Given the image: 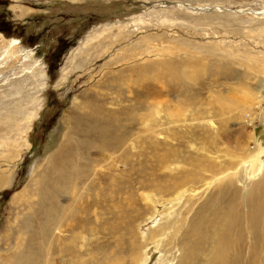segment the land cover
Instances as JSON below:
<instances>
[{
	"label": "rangeland",
	"instance_id": "obj_1",
	"mask_svg": "<svg viewBox=\"0 0 264 264\" xmlns=\"http://www.w3.org/2000/svg\"><path fill=\"white\" fill-rule=\"evenodd\" d=\"M0 1V264H177L166 241L200 219L230 158L245 149L264 179V0L181 2L169 13L141 0ZM10 5H47L56 18L25 23ZM156 17L193 27L133 35L134 19ZM91 24L100 27L80 35ZM178 180L190 182L174 191ZM241 186L219 191L238 202ZM162 226L167 236L152 240ZM257 244L255 256L229 261L264 264Z\"/></svg>",
	"mask_w": 264,
	"mask_h": 264
},
{
	"label": "bare ground",
	"instance_id": "obj_2",
	"mask_svg": "<svg viewBox=\"0 0 264 264\" xmlns=\"http://www.w3.org/2000/svg\"><path fill=\"white\" fill-rule=\"evenodd\" d=\"M15 45H17V42L14 39L8 41V47H14ZM241 151L243 152L242 157H238L236 159L230 158L228 160L229 165L231 163L232 167L230 171L221 167L222 172L215 176L213 180L210 179L211 181L208 182L207 187L214 183L219 186L217 188V194L212 197L213 199H210L211 203L208 202L207 204L209 205L206 204L203 206L204 208L201 207L203 209L201 210L200 219L196 222H192V224H190V226L184 229L180 234L173 232L167 239L166 244L178 245L180 254L177 264H239L240 262H231L229 260L237 256L236 259L240 261V259H242V257H239L242 254H240V251L244 249H248L249 254L253 256L255 254V250L257 249V243H259V245H264V179L262 176L261 178H258L259 173L263 170L261 167L262 164L259 166L261 160L259 162L257 161V163V157L252 156V154H246L247 152L245 153V149H241ZM262 163H264V160ZM228 169H230V167ZM225 170H227V172ZM59 172H62V174H68L63 170L61 171V169H59ZM3 176H0V182L5 181L3 185H6L8 179ZM257 180L260 182H257ZM253 181L256 182L252 185ZM187 182L190 181H174V191H182L181 187ZM247 182H249V184H247ZM223 183L226 184V187H230L234 194L235 191L233 190L236 188L237 183L242 184V188L240 189L243 191L242 195L236 196V198H239L238 202H234L230 195L219 191V188ZM61 187L62 186L60 185L59 189L55 192V198H63V191ZM194 204L195 203L192 205ZM210 207L212 208L210 209ZM191 209L192 207H189L187 211ZM205 211H207L208 214L210 213V215L207 216L209 218L211 217V219H207V216H204ZM152 213L155 214L156 211H152ZM184 221H186V217L182 218V223H184ZM164 229L165 227L162 226L155 231H151L149 234L150 238L153 240L156 237H160L156 239L160 240L159 242H162L164 237L167 236ZM260 259L258 261H260ZM141 261H145L144 257H142ZM245 264L254 263L247 261Z\"/></svg>",
	"mask_w": 264,
	"mask_h": 264
},
{
	"label": "crops",
	"instance_id": "obj_3",
	"mask_svg": "<svg viewBox=\"0 0 264 264\" xmlns=\"http://www.w3.org/2000/svg\"><path fill=\"white\" fill-rule=\"evenodd\" d=\"M42 1H47V0H42ZM49 1L54 2V5L57 3L56 5H59L61 7H63V5L68 6V7H77L80 4H87V2H90V0H49ZM210 1L211 0H200V1H194V0H141L140 2L141 3H147V4L148 3H162V4H166L167 3V4L171 5V6L166 7V8L163 6L164 8H162V10H164L165 12L169 13L172 8H175L176 4H179L181 2L182 3L183 2H186V3H207V2H210ZM229 1L230 0H214L215 3L216 2L217 3H228ZM233 2H234V0H233ZM12 6L13 5L8 6V10H11L13 12V14L14 13L21 14L22 17H24L23 20L25 21V23H26V20H27L26 18H30L31 14H33V15L34 14H38V17H40L39 18L40 21H42L43 23H44L45 20L46 21H51L52 18H56V17H54L52 15H45L44 14L48 10L47 5L30 7V8L24 7V5H22L24 7L22 9H21V7H22L21 5H15L18 8V9H15V10L12 9ZM86 7H89V6H86ZM1 8L2 7H0V13H2V9ZM178 8H180V7H178ZM50 10L53 11L54 8H51ZM33 11H35V13ZM39 11L42 12L41 15L39 14ZM146 11L149 12V11H153V10L149 9V10H146ZM84 13L87 14L88 17L90 16L89 12L84 11ZM67 17H69L68 19H70L69 21H71V22H74L77 19H80L79 17H76L74 14L73 15H69ZM18 18H19L18 16H14L13 15V17L10 18V20L11 21L12 20H19ZM84 18H86L85 15H84ZM147 19L148 18L143 19L141 21H138V19H134V21L132 23H133L134 27L136 28L135 29L136 31L133 33V35L137 34L139 31H143V30L146 31V30L150 29L151 27L152 28H155V27H159L160 28V27H166V26H169V27L178 26V27H182V28H185V27L191 28V27H193V26H191V24L189 22H181L179 25H177L176 21L170 20L171 18H168V17L163 18V20H159V19H157V17L156 18H152L149 21ZM178 21L180 22L182 20H178ZM219 21H220V19H219ZM220 23H221V21H220ZM92 25H96V26H92ZM222 26H223V29H221V25L218 23L216 25L217 30L218 31L224 30V25H222ZM99 27H100L99 24H91V26H89V28H86V30L81 31L80 35L91 36L89 33L93 32L94 30H96ZM37 29L38 28H35L36 32H34L33 36H36V35L43 36V35H45V33H43L42 30H37ZM205 32H207V31L205 30ZM205 32H203V36H204ZM224 33L227 34V30H224ZM95 35H97V33H95ZM148 36L149 35H146V36L142 35L141 37L142 38H148ZM20 41L23 43V45L25 47H29L28 40L23 42L22 39H20ZM39 44H40L39 41H37L36 48L39 47ZM130 48H131V50H129L130 52L133 51V49H135L134 46H130ZM142 49H143V51H146L144 48H142ZM69 68H72V67H69ZM73 68H76V66H73ZM55 82H56V80L54 82H52V83H55Z\"/></svg>",
	"mask_w": 264,
	"mask_h": 264
},
{
	"label": "trees",
	"instance_id": "obj_4",
	"mask_svg": "<svg viewBox=\"0 0 264 264\" xmlns=\"http://www.w3.org/2000/svg\"><path fill=\"white\" fill-rule=\"evenodd\" d=\"M1 6H3V3H2V1H0V7H1ZM53 80H54V78L52 79V81H53Z\"/></svg>",
	"mask_w": 264,
	"mask_h": 264
}]
</instances>
